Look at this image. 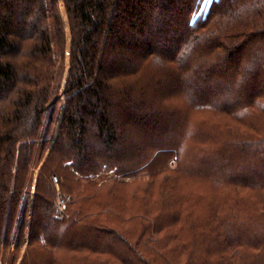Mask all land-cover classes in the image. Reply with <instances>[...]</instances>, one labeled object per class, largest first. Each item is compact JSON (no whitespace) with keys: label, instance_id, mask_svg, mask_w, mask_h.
<instances>
[{"label":"trees","instance_id":"16d2710c","mask_svg":"<svg viewBox=\"0 0 264 264\" xmlns=\"http://www.w3.org/2000/svg\"><path fill=\"white\" fill-rule=\"evenodd\" d=\"M63 5L0 0V264H264V0ZM103 171L148 186L61 215Z\"/></svg>","mask_w":264,"mask_h":264},{"label":"rangeland","instance_id":"374dc122","mask_svg":"<svg viewBox=\"0 0 264 264\" xmlns=\"http://www.w3.org/2000/svg\"><path fill=\"white\" fill-rule=\"evenodd\" d=\"M61 3V14L63 16V18L65 20H67V12H66V7H64L63 5V0H60ZM220 6L218 5L216 7V9H219ZM185 22H187V18H185ZM70 29L67 27V44L65 45V49L64 52L63 51H55L54 50V56L56 57V59L58 60V63L61 65L60 68V72L57 75V83H58V93L59 95L62 94L60 96V99L56 105V108H54V121L51 124V133L50 136L52 137V141L51 143L54 142V138L56 137L59 128H60V123L62 120V116H63V109L65 106V98H64V92H63V87L65 85V81L67 78V74H68V69L70 66V54H69V50L71 49L70 46ZM52 112V110H51ZM50 111L46 113V116L44 117V121H43V125H42V135H46L45 133L47 132L49 125H50ZM39 170V167H37L35 169V174L37 173V171ZM54 176L53 175V181L56 185H58V182H56L54 180ZM116 174L113 171H103L100 175H98L96 177V179H92L89 181H83L82 182V186L79 187L78 185H76L74 188L68 189V188H63L61 185H59L60 189L62 191H58L57 194V198L58 199V195L62 194L63 197H65L67 199V202L72 200L74 201V199H76L78 196L82 197V196H92L94 198V200H98V201H102L103 198H107L109 201L111 202H115L114 199L117 201V203L119 205H124L126 202L128 203H134L133 202V194L134 193H139L140 190H142L143 188H146L147 183H148V178L150 176L146 175V174H141V175H137L135 177H131V178H120V180H114L111 178H115ZM61 182V181H60ZM118 183H122V184H118ZM33 181L31 183L30 188H27L26 190V194L24 195L25 197L29 198V205H28V212H27V218H28V226H27V230H26V237L28 238L29 236V222L32 216V203H33V198H34V192H35V187L33 186ZM118 188L119 189V193L117 195V198H113L114 194L111 193L110 189L112 190L113 188L115 189ZM110 191V192H109ZM116 192V189H115ZM71 193V194H70ZM142 194V192H140V195ZM73 195V196H72ZM57 203V202H56ZM70 209V208H69ZM64 211L62 212V214H64ZM61 214V215H62ZM28 231V232H27ZM27 246V240L24 243V247L22 248V253L24 251V249ZM18 264V263H17Z\"/></svg>","mask_w":264,"mask_h":264},{"label":"built area","instance_id":"2783aa9c","mask_svg":"<svg viewBox=\"0 0 264 264\" xmlns=\"http://www.w3.org/2000/svg\"><path fill=\"white\" fill-rule=\"evenodd\" d=\"M54 180L58 182V177L54 176ZM66 204H67V199L63 197L62 194L58 195L57 207L60 214H62V212L64 211Z\"/></svg>","mask_w":264,"mask_h":264}]
</instances>
